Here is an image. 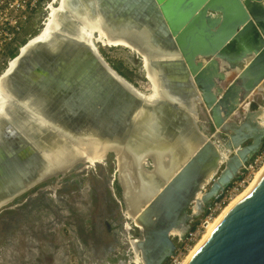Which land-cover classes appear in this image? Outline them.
I'll return each instance as SVG.
<instances>
[{"label": "water", "instance_id": "95a60500", "mask_svg": "<svg viewBox=\"0 0 264 264\" xmlns=\"http://www.w3.org/2000/svg\"><path fill=\"white\" fill-rule=\"evenodd\" d=\"M62 5L47 39L17 54L5 77L0 212L97 151L113 153L125 212L139 223L142 262L166 264L177 247L171 231L181 229L183 238L197 215L188 213L191 203L198 211L217 199L263 144L264 124L251 114L260 108L244 104L255 90H264V0ZM98 31L143 57L156 99L108 64L95 43L101 42ZM201 104L213 134L199 123ZM243 105L242 119L234 121ZM221 132L227 135L223 142ZM127 162L134 184L122 180ZM221 164L216 179L205 182ZM183 264H264V172Z\"/></svg>", "mask_w": 264, "mask_h": 264}, {"label": "rangeland", "instance_id": "374dc122", "mask_svg": "<svg viewBox=\"0 0 264 264\" xmlns=\"http://www.w3.org/2000/svg\"><path fill=\"white\" fill-rule=\"evenodd\" d=\"M46 17L47 12H43L28 22L18 46L0 58V75L7 67L9 60L17 55L19 48L41 31ZM101 42L95 43L108 64L137 89L150 94L152 84L147 78L143 57L128 47L104 45ZM248 103L253 111L260 108L251 114L261 113L262 108L264 109V90H255L244 105ZM244 105L239 109L238 118H233L234 121L242 119L246 110ZM198 107L200 108L199 123L205 131L213 134L214 128L211 127L206 109L202 104ZM256 120L258 122L261 119L256 118ZM260 127L254 130L256 136L262 132ZM249 132L253 131L250 129ZM220 137L223 142L227 135L221 132ZM263 145L264 139L260 150L243 165L239 176L234 178L217 199L211 201L212 204L222 200L221 209L210 220L211 222L249 187L257 170L263 166L264 159L254 168L243 186L239 187L237 192L232 191L235 182H240L248 176L246 168L260 156ZM131 167L130 162H127L124 170L133 175ZM222 167L223 164L220 165L217 173L206 181L216 179ZM72 173L76 177L71 178ZM45 182L40 192L37 188L42 183L7 208L15 209L13 214L0 217V264H103L101 261L106 253H109L111 258L117 256L116 261L109 260L107 264H137L130 243L131 239H140L141 232L134 221L130 220L128 212H125L121 188L117 181V161L113 153H108L103 161L94 165L88 162L80 163L71 171L52 177ZM210 183L201 191H206ZM115 184L119 187L118 192ZM27 194L32 195V198L25 201ZM108 196L115 204L109 201ZM193 205L195 206L194 202L188 209L189 214L194 210ZM204 212L190 222V227L200 224L205 219L208 207ZM203 235L192 244L189 250L185 251L180 264L188 257ZM171 237L178 244V237L174 234ZM48 255L54 257H52L53 261L48 260ZM169 260L166 264H169Z\"/></svg>", "mask_w": 264, "mask_h": 264}, {"label": "built area", "instance_id": "2783aa9c", "mask_svg": "<svg viewBox=\"0 0 264 264\" xmlns=\"http://www.w3.org/2000/svg\"><path fill=\"white\" fill-rule=\"evenodd\" d=\"M55 0H4L0 4V58L14 47H17L22 32L29 21L38 17L43 12L48 13ZM46 17V19H47ZM43 23H45L43 21ZM264 159V145L260 156L254 159L246 169L248 176L240 182H235L232 191L237 192L248 180L254 168H256ZM222 200L212 203L208 207V213L205 219L194 227H190L183 238L178 237V244L175 253L170 257L169 264H180L181 257L185 251L192 247V244L203 235L209 221L221 209Z\"/></svg>", "mask_w": 264, "mask_h": 264}, {"label": "bare ground", "instance_id": "6f19581e", "mask_svg": "<svg viewBox=\"0 0 264 264\" xmlns=\"http://www.w3.org/2000/svg\"><path fill=\"white\" fill-rule=\"evenodd\" d=\"M62 2L63 0H55L54 4L50 7V10H49V13H48V17L44 23V27L41 29V31L34 37L30 38L28 41L29 43L25 46H21L19 48V51L17 54H20V53H24L26 51V49L28 48V46H30L32 43H34L35 41H41V40H45L47 39L49 33L52 31V27L51 25L53 24V19L55 18V15L58 11H60L62 8H63V5H62ZM92 30V28H91ZM91 30L89 31V33L91 34ZM99 32V35L97 36L98 40L102 41L101 43L102 44H106V45H122V46H125V47H128L130 49H132L133 51H135L136 53H138L136 50H134L133 48H131L129 45L125 44V43H118V42H115V40L111 41V39L107 38L104 34H102L100 31ZM17 56V55H16ZM15 56V57H16ZM11 58L8 62V65L7 67L5 68V70L2 72V74L0 75V110L3 108V104L4 102L2 101V98H3V95H4V86L6 85L5 84V77H6V74L9 73L16 65V62H17V57L15 58ZM148 76L147 78L149 79V81L151 82L152 84V89H151V93L148 94V93H144L147 97H149L148 99H156V95H157V88H156V85L154 83V79L153 77L150 75V73H148ZM143 93V92H142ZM256 118H260L261 120L258 121V123H264V109L262 108V111L261 113H257V115H255ZM262 127V126H261ZM262 131V130H261ZM262 132H260L258 135H260ZM257 135V136H258ZM161 148V147H160ZM98 153H95V154H92L90 156V161L88 162L89 164L91 165H94L95 163H98L100 161H103L104 159V154L103 152H101L100 150L97 151ZM124 156L121 154V158H120V162L122 160ZM169 164H167L166 166H168ZM132 168V167H131ZM163 171V170H162ZM161 171V172H162ZM264 172V164L263 166H261V168H259L255 174V177L253 179V181L250 183L249 187L246 188V190L240 195L238 196V198H235L232 202L229 203V205H227V207L225 208L224 211H222V213L219 215V217L215 218L214 220L209 221L207 227H206V232L204 233L203 237L201 238V240L194 246V248L192 249V251L189 253L188 257L191 255V253L194 251V249L197 247V245L204 239V237L207 235V233L210 231V229L215 225V223L222 217V215L228 210V208L235 202L237 201L240 197H242L244 194H246L254 185L255 183L258 181V179L262 176ZM123 173V176H122V180L127 177V180L129 178H131V180L129 179L128 182H131V183H135V175L127 170H122L121 171V174ZM211 176H213L212 174H210L209 176H207L209 179ZM141 179V178H140ZM145 179H141L140 181L142 182H145L144 181ZM207 182V181H205ZM146 191V190H145ZM197 196L200 198L202 196V194L199 192L197 193ZM132 197V196H131ZM133 198V197H132ZM194 206V205H193ZM193 211L197 212V207L194 206L193 207ZM127 211H128V216L130 218V220H133L135 222V224L139 225V223L137 222L136 220V215L135 214H132L130 212V210L127 208ZM130 214V215H129ZM125 226V225H124ZM127 226V225H126ZM138 228V227H137ZM172 234L174 235H177V236H182L183 233H182V230L181 229H177V228H174L172 231H171ZM130 237V236H129ZM133 238V237H132ZM138 240L137 239H131V243L130 245L132 246L133 250L134 251L133 253L135 254L134 258H135V262H137V264H143L142 262V259H141V254H140V250L138 249L137 245H138ZM188 257L184 260V262L188 259ZM183 262V263H184ZM182 263V264H183Z\"/></svg>", "mask_w": 264, "mask_h": 264}, {"label": "trees", "instance_id": "16d2710c", "mask_svg": "<svg viewBox=\"0 0 264 264\" xmlns=\"http://www.w3.org/2000/svg\"><path fill=\"white\" fill-rule=\"evenodd\" d=\"M73 177H76V175L75 174H73L72 173V175H71V178H73ZM46 182H44V183H42L41 185H44ZM116 185V184H115ZM116 188H117V192H118V186L116 185ZM119 194V193H118ZM21 198V197H20ZM19 198V199H20ZM18 199V200H19ZM108 199H109V201H113V199H111V197L110 196H108ZM17 201V200H16ZM114 202V201H113ZM15 202H13L12 204H14ZM114 204H115V202H114ZM25 204H23V206H24ZM14 211H15V209H4L3 211H1L0 212V217H4V216H9V215H11V214H13L14 213ZM204 214H205V212H204ZM193 227H194V225H193ZM121 254H119V256H120ZM53 256H51V255H48V260H52L53 261V258H52ZM45 258H46V256H45ZM52 258V259H51ZM117 256H113L112 258L110 257V255H109V253H106V256L104 257V259L101 261V262H103V264H107L106 262H109V260H111V261H116L117 259ZM47 259V258H46ZM45 259V260H46Z\"/></svg>", "mask_w": 264, "mask_h": 264}, {"label": "flooded vegetation", "instance_id": "af4514ba", "mask_svg": "<svg viewBox=\"0 0 264 264\" xmlns=\"http://www.w3.org/2000/svg\"><path fill=\"white\" fill-rule=\"evenodd\" d=\"M199 110H200V109H199ZM210 128H211V127H210ZM42 186L44 187V185H39V186H38L37 189L39 190V192L41 191V189H43ZM30 198H32V195L27 194L26 197H25V201L29 200ZM211 201H212V200H211ZM211 201L202 204V206L200 207V209L197 211V215L194 217V219H195L196 217H198V215L203 214V212L207 209V207L210 206ZM186 232H187V231H186ZM186 232H185V233H186Z\"/></svg>", "mask_w": 264, "mask_h": 264}, {"label": "crops", "instance_id": "0c3cea01", "mask_svg": "<svg viewBox=\"0 0 264 264\" xmlns=\"http://www.w3.org/2000/svg\"><path fill=\"white\" fill-rule=\"evenodd\" d=\"M4 0H0V4L3 2Z\"/></svg>", "mask_w": 264, "mask_h": 264}]
</instances>
